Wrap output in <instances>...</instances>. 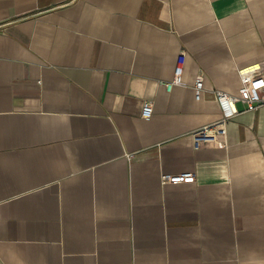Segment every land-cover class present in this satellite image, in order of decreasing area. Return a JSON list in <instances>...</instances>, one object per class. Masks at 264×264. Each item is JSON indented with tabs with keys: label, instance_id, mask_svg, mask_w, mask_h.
<instances>
[{
	"label": "crops",
	"instance_id": "obj_1",
	"mask_svg": "<svg viewBox=\"0 0 264 264\" xmlns=\"http://www.w3.org/2000/svg\"><path fill=\"white\" fill-rule=\"evenodd\" d=\"M262 61L264 0H0V264H264V106L190 136Z\"/></svg>",
	"mask_w": 264,
	"mask_h": 264
},
{
	"label": "built area",
	"instance_id": "obj_2",
	"mask_svg": "<svg viewBox=\"0 0 264 264\" xmlns=\"http://www.w3.org/2000/svg\"><path fill=\"white\" fill-rule=\"evenodd\" d=\"M184 54L177 57L173 71V78L166 83L170 89L173 85H181L183 81ZM240 80L238 93H230L224 90L215 89L214 95L219 109V117L207 124L201 125L190 132L192 146L199 148L203 145L214 144L217 147L227 146V123L240 111L254 110L264 106V61L259 64L237 69ZM203 78L198 75L193 84L194 98L199 100L203 91ZM242 106V108L240 107ZM152 114V103L143 101L141 116L148 119ZM192 172L177 174L161 173V183H181L194 181Z\"/></svg>",
	"mask_w": 264,
	"mask_h": 264
}]
</instances>
